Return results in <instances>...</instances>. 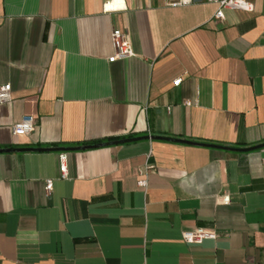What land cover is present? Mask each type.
<instances>
[{"label": "crops", "instance_id": "1", "mask_svg": "<svg viewBox=\"0 0 264 264\" xmlns=\"http://www.w3.org/2000/svg\"><path fill=\"white\" fill-rule=\"evenodd\" d=\"M245 1L216 20L206 0H0V264H264V147L240 151L264 144V0ZM112 31L132 57L108 62ZM153 136L193 144L11 151Z\"/></svg>", "mask_w": 264, "mask_h": 264}, {"label": "built area", "instance_id": "2", "mask_svg": "<svg viewBox=\"0 0 264 264\" xmlns=\"http://www.w3.org/2000/svg\"><path fill=\"white\" fill-rule=\"evenodd\" d=\"M208 3H214L217 5V10L214 13V19L223 20V9H231L235 11L251 12L252 5L245 0H206ZM192 0H180L179 5H189ZM110 44L112 48V56L108 59V62L119 61L128 59L133 56L132 49L128 42L127 35L124 32L112 31L110 36ZM181 79H177L173 82L174 86L179 85ZM10 102V93L8 85L0 86V105H6ZM188 104V103H186ZM34 130V119L29 116L22 117L17 123H14L10 127V134L12 136H28ZM59 172L60 178H65V166L62 159L59 160ZM140 180L138 181L139 187L146 186V180L144 178L145 170L138 171ZM52 180L47 179L44 181V192L48 195L51 191ZM228 202L224 200L223 203ZM181 239L186 244H199L204 240L216 239L215 233H205L200 231L183 232Z\"/></svg>", "mask_w": 264, "mask_h": 264}, {"label": "water", "instance_id": "3", "mask_svg": "<svg viewBox=\"0 0 264 264\" xmlns=\"http://www.w3.org/2000/svg\"><path fill=\"white\" fill-rule=\"evenodd\" d=\"M144 139H150V140H169V139H165V138H161V137H143V138H133V139H126V140H121V141H115V142H109V143H103V144H95V145H86V146H82V147H73V148H51V149H14L11 151H15V152H23V151H49V152H65V151H79V150H85V149H90V148H97L100 146H106V145H116V144H123V143H128V142H133V141H139V140H144ZM169 141H173V142H178V143H183V144H193L191 142L188 141H181V140H169ZM198 145V144H196ZM264 147L263 145H259L256 147H252V148H248V149H244V150H240V151H251V150H256L259 148ZM227 150H231V149H227ZM10 150H0V153H5V152H9Z\"/></svg>", "mask_w": 264, "mask_h": 264}]
</instances>
